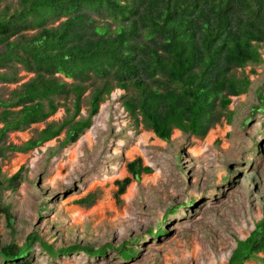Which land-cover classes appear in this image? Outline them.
<instances>
[{
  "label": "rangeland",
  "instance_id": "1",
  "mask_svg": "<svg viewBox=\"0 0 264 264\" xmlns=\"http://www.w3.org/2000/svg\"><path fill=\"white\" fill-rule=\"evenodd\" d=\"M6 5L14 10L18 0L3 3L2 8ZM96 19L102 26L104 21ZM259 51L260 63L232 71L236 79L249 81L248 90L232 96L226 110L218 106L221 120L204 138L175 129L169 142L159 139L162 144H156L157 136L145 127L142 117L134 119L124 108V100L135 91L114 89L75 143L66 142L67 127L42 146L0 159L6 178L21 172L15 183H6L0 190V248L21 247L31 235H37L57 252L74 245L110 248L101 257L84 252L51 257L40 242H35L29 257L32 264H227L236 241L248 238L264 216V43ZM18 76L19 83L0 84L1 98H8L34 75L21 70ZM58 76L61 81L73 83ZM94 89L89 86L82 96L75 122L89 117ZM60 102L63 106L54 116L9 134L8 144L23 146L37 138L48 124L62 123L67 119V108L72 115L74 98ZM103 108L109 115L105 128L97 131L92 148L84 147L82 169L72 175L66 170V181L51 184L55 164L68 161L67 151L92 130ZM214 132L216 138L208 145L206 141ZM152 133L155 137L140 144L143 135ZM136 147L140 153L130 159L128 152ZM199 149L202 153L195 154ZM20 157L27 160L16 169L14 165ZM138 158L151 173L135 179L127 165ZM122 169L125 176L116 177ZM127 177L132 181L118 203L117 181ZM132 188L134 197L128 202L125 197ZM108 191L115 208L103 206L101 212H95L106 201ZM90 194L95 195L91 205L78 203ZM5 208L11 219L2 212ZM124 244H129L136 255L127 260L122 257L117 250ZM258 256L263 259L264 253ZM247 264L263 263L255 260Z\"/></svg>",
  "mask_w": 264,
  "mask_h": 264
},
{
  "label": "trees",
  "instance_id": "2",
  "mask_svg": "<svg viewBox=\"0 0 264 264\" xmlns=\"http://www.w3.org/2000/svg\"><path fill=\"white\" fill-rule=\"evenodd\" d=\"M10 1L0 0V84L19 83L21 70L34 76L8 98L0 97L2 160L9 153L42 146L67 127L66 142L75 143L114 89L135 91L124 100L125 110L134 119L141 116L161 141L169 142L175 129L204 138L221 120L218 106L226 110L232 96L248 90L249 81L236 79L232 71L261 62L264 0H18L14 10L10 5L2 8ZM96 17L104 21L102 26ZM89 86L95 87L90 115L75 122ZM71 97L73 114L69 116L67 108L62 123L48 124L23 146L8 144L9 134L46 121L63 106L61 99ZM127 170L135 179L151 173L140 158L129 162ZM20 176L21 172L6 178L0 164V190ZM131 181L130 177L117 181L118 203ZM94 196L78 203L89 206ZM2 212L11 219L8 208ZM35 242L51 257L77 252L101 257L110 248L74 245L57 252L31 235L21 247L0 248V264H32ZM117 252L126 260L136 255L129 244ZM261 253L264 216L248 238L236 241L227 264L255 260L264 264Z\"/></svg>",
  "mask_w": 264,
  "mask_h": 264
},
{
  "label": "bare ground",
  "instance_id": "3",
  "mask_svg": "<svg viewBox=\"0 0 264 264\" xmlns=\"http://www.w3.org/2000/svg\"><path fill=\"white\" fill-rule=\"evenodd\" d=\"M108 114L105 111V108H103L100 112V114L96 117L95 119V124L94 127L92 128V130H90L81 140L80 142L75 145L74 148H71L70 150L67 151V157H68V161L66 163H56L55 166L53 167V171H54V176L51 178L50 183L51 184H57L58 182H62V181H66V177L64 175V172L66 170L69 171V175H72L76 172L77 169L81 170L83 165L81 162V158L83 156V149L84 147H88V148H92L95 145V137L97 135V131L100 130L99 128H105V120L108 118ZM154 134H145L140 138V144H147L149 141V137H155L153 136ZM216 133H212L206 143H208V145H210L215 137ZM156 144H162V142L159 140V138L156 141ZM140 153V149L138 147L134 148L133 150H131L130 152H128V157L130 159H132L135 154H139ZM195 154L200 155L202 153V149L199 150H195L194 151ZM27 160L26 157H20L14 165V168H18L21 164H23L25 161ZM117 172V171H116ZM126 171L125 169H122L121 171L118 172L117 175H115L116 177H123L125 176ZM114 179V178H112ZM155 179V178H153ZM112 182V181H111ZM96 185H92L91 187H95ZM134 192H133V188L130 189L129 193L127 194V196L125 197L126 201L131 202L133 200V196ZM106 201L104 203H101L98 207H96L94 209L95 212H101L104 207L103 206H107L110 209H114L115 208V204L112 201V196L110 195V191L107 192V196H106ZM105 207V208H107ZM224 258V257H223Z\"/></svg>",
  "mask_w": 264,
  "mask_h": 264
},
{
  "label": "crops",
  "instance_id": "4",
  "mask_svg": "<svg viewBox=\"0 0 264 264\" xmlns=\"http://www.w3.org/2000/svg\"><path fill=\"white\" fill-rule=\"evenodd\" d=\"M58 110H59V109H58ZM57 112H58V111H57ZM53 116H54V115H53ZM40 123H41V122H40ZM45 128H46V127H45ZM45 128H44V129H45ZM41 131H42V130H41ZM177 131H179V130H177ZM179 132H180V131H179ZM23 136H24V137H27L26 135H23Z\"/></svg>",
  "mask_w": 264,
  "mask_h": 264
}]
</instances>
